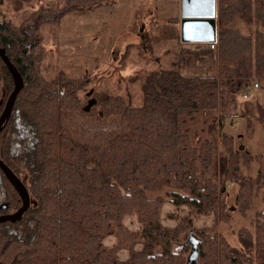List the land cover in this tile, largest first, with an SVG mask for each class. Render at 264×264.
<instances>
[{"label":"trees","instance_id":"trees-1","mask_svg":"<svg viewBox=\"0 0 264 264\" xmlns=\"http://www.w3.org/2000/svg\"><path fill=\"white\" fill-rule=\"evenodd\" d=\"M6 1L20 10L35 0L0 4ZM89 1L66 0L59 10L41 6L19 24L0 19V47L23 80L0 133V159L35 202L20 220L0 223V264H219L222 247L229 264H264V210L256 211L252 230H238L239 247L217 231L226 219L219 194L227 183L239 186V212L264 188V151L255 154L254 177L240 174L239 156L248 152L237 144V136L221 133L226 117L217 114L219 79L264 80V0H218L216 48L180 43L177 33L174 67L146 73L140 105L99 93L86 111L79 92L88 78L62 70L50 79L43 74L41 28ZM171 19L177 27L178 16ZM239 21L255 28L242 33L235 26ZM201 59L209 75L181 72L183 65ZM0 82L7 93L12 91L1 58ZM255 110L264 147V100L257 99ZM200 114L209 123L208 133H218L222 153L216 138L194 141L182 125ZM162 190V195H149ZM165 203L188 213L164 212ZM20 206L0 169V215ZM194 214L211 221L195 226ZM126 219L139 227L132 229ZM109 237L115 240L112 245L105 242Z\"/></svg>","mask_w":264,"mask_h":264},{"label":"rangeland","instance_id":"rangeland-1","mask_svg":"<svg viewBox=\"0 0 264 264\" xmlns=\"http://www.w3.org/2000/svg\"><path fill=\"white\" fill-rule=\"evenodd\" d=\"M65 2L66 0H35L24 2L22 8L17 10L10 1H6L0 4V19L7 18L19 24L32 10L41 6L59 10ZM178 2L179 0H93L88 4L84 3L81 10L68 12L58 21L42 26L41 32L44 38L42 47L45 53L41 65L43 74L50 79L62 70L72 77L88 78L86 87L79 92L84 108L90 100H95L99 93L121 96L130 106L140 105L142 78L151 70L153 61H157L156 54L158 53L160 57L165 56L167 60L175 57L174 53L178 48L177 27L173 25L171 18L178 16L179 22ZM81 3L73 2V4ZM235 26L242 33L255 28V24L246 25L240 21ZM178 36L180 40V35ZM180 43L184 42L180 40ZM171 45L172 51L169 50ZM147 66L148 68L145 69ZM180 70L183 73L184 65ZM192 74L207 75V72H192ZM258 84L255 87L257 89H250L248 98L250 102L244 104V100L239 98L243 108L247 110L245 117L238 116L224 120L221 129V133L237 136V144L242 145L249 152L241 153L239 156V173L252 177L257 171L255 154L264 151L261 125L253 120L257 99L264 100V80ZM9 94L0 82V113ZM99 110V106L94 107V111ZM247 118L252 119L250 125L246 122ZM208 124L203 114L193 119L186 118L182 122L184 127L189 128L194 141L216 138L219 152L222 153L218 133L211 136L208 133ZM216 180L222 186L220 175H216ZM238 187L237 183H227L226 191L219 194L226 203L223 211L226 219L217 227L218 233L230 245L237 247H239L238 230L240 228L252 230L256 211L264 210L262 200L264 188H262L257 194H253L245 211H237L235 195ZM163 190L150 192L149 195H162ZM163 209L164 212H174L177 217L188 213L187 208H177L170 203H165ZM193 216L194 224L198 227L211 221L210 216L196 214ZM125 222L132 229L139 227L135 220L126 219ZM164 223L174 225L176 221L164 219ZM114 241L113 237L105 239L108 245H112ZM175 249L178 247L175 246ZM225 252V247H222L219 252V264H229Z\"/></svg>","mask_w":264,"mask_h":264},{"label":"water","instance_id":"water-1","mask_svg":"<svg viewBox=\"0 0 264 264\" xmlns=\"http://www.w3.org/2000/svg\"><path fill=\"white\" fill-rule=\"evenodd\" d=\"M179 28L180 40L184 43L215 42L217 39V0H180ZM0 58L9 70L13 80V89L0 113L1 133L10 118L16 97L23 87V80L6 56L5 50L1 47ZM94 103L95 100H90L85 110L89 111ZM0 169L21 199V206L16 211L0 215V223L16 222L21 219L29 206L35 204V202L31 200L20 178L1 159Z\"/></svg>","mask_w":264,"mask_h":264},{"label":"crops","instance_id":"crops-1","mask_svg":"<svg viewBox=\"0 0 264 264\" xmlns=\"http://www.w3.org/2000/svg\"><path fill=\"white\" fill-rule=\"evenodd\" d=\"M218 2V0H217ZM180 8V0L178 2V10ZM177 33L179 35V22L177 23ZM170 42H174L173 40H170ZM192 46L194 48H200L203 46V43H192ZM172 45L170 47V51H172ZM165 51V49H164ZM175 55V53H174ZM157 61H153L154 65H151V69H155L157 67H162L164 69L170 68L173 66V62L175 61L176 57H173L172 60H167L165 56L160 57L158 53L156 54ZM150 63V62H149ZM150 66V67H151ZM148 66L145 68L147 69ZM192 72H207V75L210 74V72L207 69V66L202 63L201 60H196L191 65H184V71L183 73L187 76H192ZM197 74V73H196ZM256 81L253 78H245V79H219L218 81V90H219V96H218V110L217 114H221L225 116V120L241 116L243 114L247 113V110L243 108V103L250 102L248 98L250 97V89H257L254 87V84ZM247 94V98L243 99V94ZM240 99L244 100L243 103L240 102ZM247 150V149H246ZM249 153V152H248Z\"/></svg>","mask_w":264,"mask_h":264},{"label":"built area","instance_id":"built-area-1","mask_svg":"<svg viewBox=\"0 0 264 264\" xmlns=\"http://www.w3.org/2000/svg\"><path fill=\"white\" fill-rule=\"evenodd\" d=\"M209 46H210V48H211V49H214V48H216V46H215V44H214L213 42H212V43H210V45H209ZM254 87H257V83H255V84H254ZM244 97H247V94H246V93H245V94H243V98H244Z\"/></svg>","mask_w":264,"mask_h":264}]
</instances>
